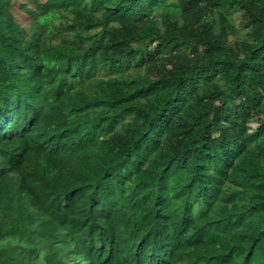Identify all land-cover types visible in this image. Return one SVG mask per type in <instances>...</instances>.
I'll list each match as a JSON object with an SVG mask.
<instances>
[{"label": "trees", "instance_id": "trees-1", "mask_svg": "<svg viewBox=\"0 0 264 264\" xmlns=\"http://www.w3.org/2000/svg\"><path fill=\"white\" fill-rule=\"evenodd\" d=\"M0 264H264V0H0Z\"/></svg>", "mask_w": 264, "mask_h": 264}, {"label": "rangeland", "instance_id": "rangeland-1", "mask_svg": "<svg viewBox=\"0 0 264 264\" xmlns=\"http://www.w3.org/2000/svg\"><path fill=\"white\" fill-rule=\"evenodd\" d=\"M235 19H236V23L238 24L239 23V16L238 14L234 15Z\"/></svg>", "mask_w": 264, "mask_h": 264}]
</instances>
